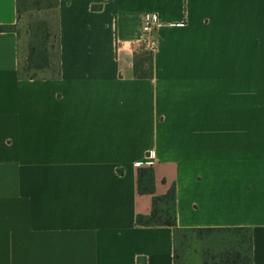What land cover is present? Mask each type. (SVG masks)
Instances as JSON below:
<instances>
[{"label":"crops","instance_id":"1","mask_svg":"<svg viewBox=\"0 0 264 264\" xmlns=\"http://www.w3.org/2000/svg\"><path fill=\"white\" fill-rule=\"evenodd\" d=\"M145 13L154 49L134 46ZM54 15L48 76L20 78V37L0 32V264H173L172 228L135 223L150 151L177 228H250L264 264V0H58ZM17 22L0 0V25Z\"/></svg>","mask_w":264,"mask_h":264},{"label":"trees","instance_id":"2","mask_svg":"<svg viewBox=\"0 0 264 264\" xmlns=\"http://www.w3.org/2000/svg\"><path fill=\"white\" fill-rule=\"evenodd\" d=\"M58 7V0H16L17 20L21 14L36 9ZM42 32L31 35L23 64L18 65V76L25 79L38 78L39 73H55L58 59V34L56 47L48 43L50 26L40 21ZM56 26V24H55ZM17 32L16 25H0V32ZM39 37H38V36ZM120 172V170H118ZM154 172L151 166L136 170L138 194L152 197L148 215H137L138 226H168L173 230V264H252L251 229L234 228H177L175 186L172 184L163 195L154 191ZM198 244L197 247L195 245ZM197 259L198 263H193Z\"/></svg>","mask_w":264,"mask_h":264},{"label":"rangeland","instance_id":"3","mask_svg":"<svg viewBox=\"0 0 264 264\" xmlns=\"http://www.w3.org/2000/svg\"><path fill=\"white\" fill-rule=\"evenodd\" d=\"M40 21H45L50 26L48 43L56 47V26H55V15L51 9H36L29 10L21 14L20 19L16 23V30L20 37V43L24 47V56L20 59V64H23L27 53V44L30 40L31 35L39 34L42 29H39ZM38 36V35H37ZM39 37V36H38ZM50 72L39 73L38 76H48ZM198 244L195 245L197 247ZM197 259H194L193 263H198Z\"/></svg>","mask_w":264,"mask_h":264},{"label":"built area","instance_id":"4","mask_svg":"<svg viewBox=\"0 0 264 264\" xmlns=\"http://www.w3.org/2000/svg\"><path fill=\"white\" fill-rule=\"evenodd\" d=\"M159 20L158 17L153 13H145L142 16V25H141V33L144 36L142 39H140L138 42L136 41L134 43V46L137 48H148V49H154L155 48V42L147 39L146 37L151 35L154 30L159 26ZM153 160V153L150 151L145 159L140 163L142 167H148L152 163Z\"/></svg>","mask_w":264,"mask_h":264}]
</instances>
